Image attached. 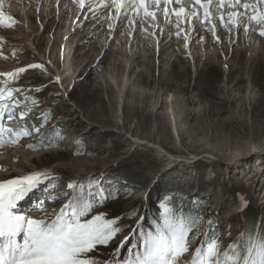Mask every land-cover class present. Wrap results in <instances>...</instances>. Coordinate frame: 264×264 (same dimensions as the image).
<instances>
[{
    "label": "rangeland",
    "instance_id": "1",
    "mask_svg": "<svg viewBox=\"0 0 264 264\" xmlns=\"http://www.w3.org/2000/svg\"><path fill=\"white\" fill-rule=\"evenodd\" d=\"M60 3L0 0V11L14 21L11 28L0 24V51L8 56L0 57V69L44 66L29 69L17 86L42 89L30 93L39 100L34 111H46L55 126H45L47 139L62 141L30 150L24 146L29 137L4 147L0 180L48 170L62 178L52 193L59 195L68 181H85L87 190L88 178H102L110 198L96 210L110 218L138 209L150 219L171 196L186 208L199 206L225 244L245 222L251 225L253 212L264 228V175L256 185L248 181L264 158V37L258 27L231 37L217 28L220 42L205 28L193 29L185 46L167 30L157 31V41L138 25L130 38L124 21L110 39L106 23L100 28L85 20L73 0ZM40 196V190L30 194L17 211L28 213Z\"/></svg>",
    "mask_w": 264,
    "mask_h": 264
},
{
    "label": "snow or ice",
    "instance_id": "2",
    "mask_svg": "<svg viewBox=\"0 0 264 264\" xmlns=\"http://www.w3.org/2000/svg\"><path fill=\"white\" fill-rule=\"evenodd\" d=\"M56 3L59 5L60 0ZM73 3H78L82 12L87 9L85 20L90 13L101 28L106 23L110 39L117 22L124 24V21L130 38L139 22L140 32L145 36L158 41L157 31L163 35L167 30L169 36L183 38L185 46L194 21L210 32L216 42H220L217 20L230 37L241 29L248 33L250 25L253 30L258 27L259 36L264 37V0H90L88 4L85 0H73ZM13 23L11 16L0 11V24L11 28ZM11 55L15 57V49ZM0 57L8 59L2 51ZM43 67L29 64L0 72V148L18 145L29 137L33 139L24 146L30 150L61 145L62 141L47 139L45 126L55 127L49 124V114L34 111L39 100L30 93L42 89L17 86L29 69ZM61 180L48 170L0 180V264H264V228L258 223L242 226L237 238L225 244L215 222L206 218L199 206L186 208L183 201L166 196L150 219L147 211L140 215L138 209L127 217L110 218L106 212L96 210L110 198L102 178H88L87 190L85 181H68L65 191L52 195ZM37 190L41 196L30 211H17L19 203ZM57 201H63L60 207L49 210L48 206ZM124 219L134 223L124 225L121 223ZM227 235H231L230 225Z\"/></svg>",
    "mask_w": 264,
    "mask_h": 264
},
{
    "label": "bare ground",
    "instance_id": "3",
    "mask_svg": "<svg viewBox=\"0 0 264 264\" xmlns=\"http://www.w3.org/2000/svg\"><path fill=\"white\" fill-rule=\"evenodd\" d=\"M250 0H248V2H249ZM253 1V0H252ZM90 2V0H85V3L86 4H88ZM59 5H61V3L59 4ZM63 7V6H62ZM62 11V10H61ZM83 12H87V9H85ZM106 13H107V10H104V12H103V15H106ZM113 14H115L114 12H113ZM88 15H89V17H91V14L90 13H88ZM28 18V17H27ZM161 19H162V14H161ZM102 23H103V21H102ZM216 23H217V28H222V27H220V25H219V21L217 20L216 21ZM125 24V23H124ZM138 25V28H140V26H139V22H137V24H136V26ZM122 26V25H121ZM100 27V26H99ZM101 28V27H100ZM195 28H196V30H195ZM198 28H204V27H202L200 24H197L195 21L193 22V29H194V32L195 31H197V29ZM30 29V28H29ZM0 33H1V31H0ZM2 37L3 36H1L0 35V41H2L3 42V39H2ZM32 45H34V43L32 44ZM13 50V49H12ZM34 50L37 52V48L34 46ZM42 56V55H41ZM40 56V57H41ZM43 59H44V57H43ZM50 59V58H49ZM44 69V68H43ZM66 69V68H65ZM6 71H8V68H1L0 69V72H6ZM23 142H25V141H23ZM23 142L21 143V144H23ZM5 151V148L3 147V148H0V153L1 152H4ZM263 155H264V153H262ZM261 159H264V158H261V157H259V162H260V164L258 165L259 167L258 168H256V170L251 174V175H249L248 176V181H250V184H251V186H253V185H256V183L263 177V175H264V162L263 161H261ZM2 162H4L1 158H0V163H2ZM254 188V187H253ZM263 198H264V190H263Z\"/></svg>",
    "mask_w": 264,
    "mask_h": 264
},
{
    "label": "trees",
    "instance_id": "4",
    "mask_svg": "<svg viewBox=\"0 0 264 264\" xmlns=\"http://www.w3.org/2000/svg\"><path fill=\"white\" fill-rule=\"evenodd\" d=\"M217 77H220V75H219V73H217ZM123 172H124V175L126 176H130V174L128 175L127 173L128 172H126V171H124V170H122ZM124 176V177H125ZM255 218H256V212H253V215H252V220H251V225L254 223V221H255ZM246 223V226H247V222H245ZM248 226H250V224H249V222H248Z\"/></svg>",
    "mask_w": 264,
    "mask_h": 264
}]
</instances>
